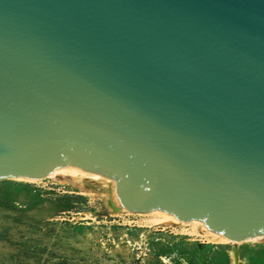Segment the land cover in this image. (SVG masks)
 I'll return each instance as SVG.
<instances>
[{
    "label": "water",
    "instance_id": "water-1",
    "mask_svg": "<svg viewBox=\"0 0 264 264\" xmlns=\"http://www.w3.org/2000/svg\"><path fill=\"white\" fill-rule=\"evenodd\" d=\"M69 165L264 235V0H0V181Z\"/></svg>",
    "mask_w": 264,
    "mask_h": 264
},
{
    "label": "rangeland",
    "instance_id": "rangeland-1",
    "mask_svg": "<svg viewBox=\"0 0 264 264\" xmlns=\"http://www.w3.org/2000/svg\"><path fill=\"white\" fill-rule=\"evenodd\" d=\"M106 193L104 182L71 172L0 181V264H234L235 249L238 264H264V235L213 243L192 221L113 211Z\"/></svg>",
    "mask_w": 264,
    "mask_h": 264
},
{
    "label": "bare ground",
    "instance_id": "bare-ground-1",
    "mask_svg": "<svg viewBox=\"0 0 264 264\" xmlns=\"http://www.w3.org/2000/svg\"><path fill=\"white\" fill-rule=\"evenodd\" d=\"M67 172H71L73 175H79L80 177H91L96 182H104L107 193H106V203L110 209L113 211H118L120 209H123V206L118 198L117 191H116V181L112 178L103 176L101 174L95 173V172H88L85 171L79 167L76 166H64L56 169L51 174H49L46 177L53 178L56 177L58 174H66ZM44 177V178H46ZM42 178V179H44ZM19 180H27V181H40L42 179H24V178H16ZM149 215L153 216V223L157 224H172V225H187L185 222L177 219L174 215L169 214L162 210H154L151 211ZM190 224L194 225L195 228H199L204 232V236L210 240L213 243H229L231 241L230 239L226 238L224 235L217 233L215 231H212L211 229H208L206 224L203 221L200 220H193ZM169 226V225H168ZM197 234V233H196ZM202 235V234H201ZM263 236H255L252 237V240H259ZM249 239V238H248ZM244 241V240H243ZM231 243H235L232 242ZM237 244H241L242 242L236 241ZM232 259L234 261V264H238L240 262L239 257V251L237 249L233 250L231 252Z\"/></svg>",
    "mask_w": 264,
    "mask_h": 264
}]
</instances>
